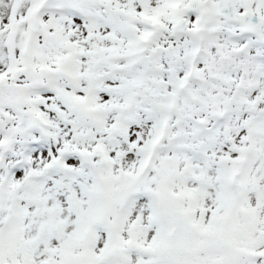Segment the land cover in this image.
Listing matches in <instances>:
<instances>
[{
  "label": "snow or ice",
  "instance_id": "obj_1",
  "mask_svg": "<svg viewBox=\"0 0 264 264\" xmlns=\"http://www.w3.org/2000/svg\"><path fill=\"white\" fill-rule=\"evenodd\" d=\"M0 264H264V0H0Z\"/></svg>",
  "mask_w": 264,
  "mask_h": 264
}]
</instances>
